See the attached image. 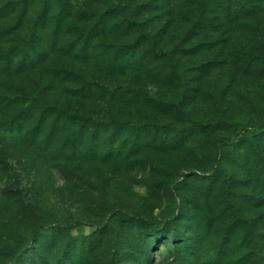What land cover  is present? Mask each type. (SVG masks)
I'll list each match as a JSON object with an SVG mask.
<instances>
[{
  "label": "rangeland",
  "instance_id": "374dc122",
  "mask_svg": "<svg viewBox=\"0 0 264 264\" xmlns=\"http://www.w3.org/2000/svg\"><path fill=\"white\" fill-rule=\"evenodd\" d=\"M9 1L0 2V9ZM258 1L264 8V0ZM144 3L150 10L139 14ZM112 5L123 8L118 20L136 15L144 24L149 36L140 53L155 49L161 56L148 66L152 73L128 71L115 80L131 91L121 103L86 102L87 109L95 107L98 116L121 125V141L109 156L107 150L85 154L84 147L75 163H66L57 153L63 137L46 149L47 126L34 129L33 119L18 138L5 123L22 107L0 106V264H21L23 249L32 251L35 244L39 255L24 264H57L64 255L63 262L76 264L88 250L93 253L87 264H191V258L183 262L175 256L199 238L198 253L205 258L220 248L228 230L233 234L223 240L224 264L238 259L254 264V238L264 237V130L259 128L264 126V10L237 24L219 21L206 31L194 23L203 10L219 11L223 18L215 0H79L77 13L86 16ZM79 23L88 30L94 18ZM132 31L127 38L116 34L119 44L141 36L138 27ZM104 41L109 52L103 64L118 45ZM62 58L79 66L80 60ZM169 62L178 73L170 75ZM86 70L88 78L99 79L97 68ZM66 87L58 83L40 98L63 106L66 96L61 102L58 96ZM0 91L15 95L11 88ZM223 138L228 141L220 146ZM9 159L20 175L15 184L20 190ZM141 219L161 222V234L170 241L139 234ZM38 226L43 228L34 243L31 231Z\"/></svg>",
  "mask_w": 264,
  "mask_h": 264
},
{
  "label": "trees",
  "instance_id": "16d2710c",
  "mask_svg": "<svg viewBox=\"0 0 264 264\" xmlns=\"http://www.w3.org/2000/svg\"><path fill=\"white\" fill-rule=\"evenodd\" d=\"M3 1L5 0H0V2ZM215 1L223 6L224 19L219 11L214 14L203 10L202 18L194 23L195 29L206 31L211 27L216 28L219 24H237L242 20L253 19L260 10H264L258 0ZM78 2L79 0H12L0 9V88H11L15 92L14 96H7L0 91V106L10 110L22 107L21 110L12 113V118L5 123V126L9 130H14L19 138L26 126L32 125L33 119H36L34 129L47 126L46 149L54 140L59 142L60 136L64 138V150L59 149L57 153L60 159L63 158L69 164L77 161L79 157L76 154H81L84 147H86L85 154L98 156L107 150L106 156H109L113 152V146L121 141L120 123L98 116L95 107L92 111L87 109L90 108L87 103H121L131 91L115 80L126 75L128 71L152 73L147 69L150 68L148 66L154 65V61L161 56L155 49L140 53L142 40L149 35L145 34L143 29L145 26L138 21L136 15L130 14L126 21L118 20L123 8L112 5L109 9L94 11L84 16L85 13H77ZM139 6L143 8L139 14L150 10L149 4L144 3ZM80 18L83 19V23L94 18V23L88 30H81ZM219 21L222 22L217 24ZM135 27L139 28L141 36L131 44H119L117 35L127 38L134 32L132 30ZM72 35H76L73 40L70 39ZM105 39L116 40L117 42L114 43L118 45L112 46V57L103 64L102 56L105 57V54L109 52ZM101 46L106 47L102 52ZM93 54L96 57L91 58ZM63 55L80 60L79 66H71L65 61L64 63ZM87 66L90 70L98 69L99 79L86 76ZM168 68L170 75L177 72L171 62ZM24 79L30 80L29 84ZM58 83L69 86L58 96L60 102L63 100L62 97L66 96L68 103L65 102L63 106H60L58 102L46 104L40 97L56 88ZM73 83H78V87H72ZM141 92L138 88L134 89L136 95ZM259 128L264 130V126ZM225 141L228 140L220 139L219 145H226ZM238 142L234 141L232 145ZM6 164L14 173V186L20 190V186L15 185L20 178L15 165L10 159L6 161ZM237 216L239 217V214ZM42 228L38 226L32 229L31 240L34 243ZM136 229L142 236L163 240L166 244L170 241L164 233L161 234L163 231L161 222L151 223L141 219ZM250 232L254 233L251 229ZM228 234L233 233H229L228 230L221 239L220 248L209 252L205 258L198 253L203 248V240L199 238L192 246L187 247V253L177 254L175 257L183 262L185 258H191V264H224L227 259L228 243L223 245V240ZM170 239L176 244L180 240L176 234H173ZM253 242L257 249L254 264H264V237L263 239L256 237ZM146 245L147 241H144L142 249H145ZM37 249L36 244L32 251L29 248L23 249L21 255L24 260L21 264L35 260L39 255ZM92 253L89 250L80 252V259L76 264H87ZM64 256L63 260L67 261L68 257ZM38 259L43 260L40 256ZM63 260H59L57 264H67ZM249 263L248 260L238 259L232 264ZM3 264H17V262Z\"/></svg>",
  "mask_w": 264,
  "mask_h": 264
}]
</instances>
